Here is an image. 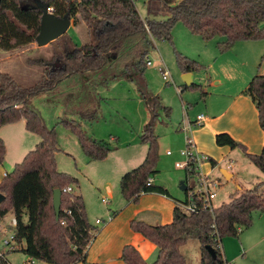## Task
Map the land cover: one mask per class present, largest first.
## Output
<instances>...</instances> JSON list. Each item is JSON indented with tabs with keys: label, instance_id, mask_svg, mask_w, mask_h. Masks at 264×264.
I'll return each mask as SVG.
<instances>
[{
	"label": "trees",
	"instance_id": "16d2710c",
	"mask_svg": "<svg viewBox=\"0 0 264 264\" xmlns=\"http://www.w3.org/2000/svg\"><path fill=\"white\" fill-rule=\"evenodd\" d=\"M28 1L33 0H2L1 50L14 52L36 43L42 12L23 10ZM41 1L47 3L57 17L70 14L75 27L83 23L87 27L89 42L66 49L52 60L40 59L38 64L44 67V77L32 87L20 85L9 74H0V130L25 120L26 129L40 139L36 148L16 164L0 184V193L5 196L0 205V216L4 218L12 212L17 219L15 239L19 246L8 252H22L47 264H79L86 262L95 228L90 223L83 196L75 191L78 180L58 169L56 156L61 148L56 130L47 126L31 100L42 93L55 94L66 80L71 84H83V88L99 85L98 81L108 79L134 84L149 116L140 136L141 142L148 146V154L139 167L122 176L121 193L128 203H137L146 193L168 195L163 187L148 184V179L158 174L156 128L161 122L160 111L167 117L172 112L163 106L158 95L150 91L147 83V62L155 48L154 41H166L174 46L172 30L179 22L204 41L223 38L224 41L218 44L222 54L238 42L264 40V0H148L150 14H164L165 20L143 19L134 0ZM175 54L183 74L205 70L197 61L177 51ZM90 76H98V81H93ZM186 90L200 91L202 98L207 96L201 85H184L182 92ZM243 94L255 104L264 131V76L253 77ZM95 117L96 112L82 114V119ZM62 124L77 137L90 162L104 161L112 152L107 143L89 136L77 120L63 119ZM216 144L232 150L240 149L264 174V150L259 155L249 154L245 146L229 134L217 135ZM6 153L0 137V167L5 163ZM209 159L213 168L216 167V161ZM68 188L73 192H68ZM56 189L62 192L59 220L53 205ZM184 194L186 203L190 195L188 187ZM194 197L198 212L188 214L177 202L170 224L151 226L140 221L131 222L134 232L158 247L159 255L154 263H147L132 246L123 249L121 260L125 264H190L182 249L190 240H197L201 246L200 264H228L219 243L222 244L226 236L237 237L241 229H249L255 214H264V181L253 189L231 195L228 203L213 210L204 208ZM208 247L214 249L215 258ZM0 264H9L6 254L0 257Z\"/></svg>",
	"mask_w": 264,
	"mask_h": 264
},
{
	"label": "crops",
	"instance_id": "0c3cea01",
	"mask_svg": "<svg viewBox=\"0 0 264 264\" xmlns=\"http://www.w3.org/2000/svg\"><path fill=\"white\" fill-rule=\"evenodd\" d=\"M147 11L148 18L165 20L166 15H152L148 7ZM246 47L248 52L243 57L232 58L230 55L227 56L228 54L220 55L214 63L209 65L207 70L205 68L202 71V73H206L203 75L204 79L206 81L210 80L208 79V75L218 65L220 70L234 72V76L230 75L231 79L229 80L236 83L234 88L230 86L224 88L220 80H210L209 84L217 87L215 92L213 89L207 92L204 87L205 85H201L207 96L202 98L201 94L197 98L198 101L194 102L197 106V116L204 115L205 120L202 126L192 131L191 138L198 151L209 156L217 163V166L214 168L211 163L205 164L202 167L204 174L211 178H216V171L227 158L231 157L232 160L241 159L245 163L244 166L237 164V161H235V163L232 162V167L228 165L229 171L222 169L221 172L225 170L230 174L234 185L238 186L249 180L243 175L246 169H248L254 177L247 182V189L250 190L263 182L260 180L264 178V174L246 158L240 149L232 150L229 147H219L216 144L217 135L229 134L235 141L245 146L249 154L259 155L264 150V131L261 128L258 110L251 98L243 94L250 81L256 76L255 62L257 60V52L253 46ZM226 56L227 58H225ZM156 63H159L160 68L161 59L157 60ZM154 64L153 62V66ZM181 74L184 84L183 77L186 74ZM191 74L194 84L196 73ZM235 76L236 80L233 79ZM95 86L96 88H100V85ZM167 86L170 85L167 84ZM179 88L182 89V86ZM158 93L161 94L162 92L158 91ZM162 94L164 95L165 92ZM101 100L104 99L101 98ZM101 100H98V97L95 96L94 102H89L92 107L89 112H96L95 119H82V115H80V120L77 121L80 122L83 130L89 136L102 141L108 138L97 134L94 126L92 127V124H97L102 118H105L104 113L106 111L102 110L103 102ZM143 105L145 107L144 103ZM184 107L183 111H185L184 115L186 114L187 119L178 120L173 118L172 112L170 117H167L162 112L161 122L156 128V134L159 138L157 171L161 175L158 179L154 177V184L167 190L168 195L146 193L140 196L137 203H128L121 193L120 181L122 176L126 172L139 167L145 161L148 154V146L140 140L143 128L149 118L146 107L145 109H140L142 110L141 118L137 127H131L129 130L130 135L127 137L128 139L124 141L120 138L109 139L110 142H114V144L116 142L118 145L112 149V152L104 161L90 162L86 160L88 161V166L98 162L105 164H102L101 171H99L103 174L101 177L94 179L88 173V176L83 177L82 187V183L80 184V180L77 179L80 186L79 194L85 200L90 223L95 228L93 240L87 250L86 262L79 264H125L121 260V255L126 246H132L137 249L147 263H154L158 259V247L142 234L134 232L131 229V222L140 221L151 226L170 224L173 222L177 202L185 200V194L184 196L181 195V192L185 191L181 190V184L180 186L178 185V180L185 179L186 172L185 170L178 169L179 171H183V174H180L175 167L178 162L184 161L181 152L186 147V135L181 130V127L188 121L195 122L197 117L194 120L189 119V109L193 108L192 104H189V109H187L188 107L184 109ZM170 109L172 110V108ZM172 111H174V108ZM82 112L86 113L88 111ZM88 123H90L91 127L87 126ZM0 137L3 139L7 150L5 163L0 167L1 184L9 173L8 169L11 171L17 162H22L26 155L36 148L40 139L37 135L26 129L25 120L3 127L0 130ZM8 142H11L10 146ZM237 151H241L244 157L238 154ZM168 152H171V155H168ZM7 161L11 164H8ZM90 168H94V166H90ZM104 200H107V202H104ZM14 218V214L10 212L3 218L2 225L9 227L10 221ZM97 220H100L102 223L97 224ZM0 234H2L1 231Z\"/></svg>",
	"mask_w": 264,
	"mask_h": 264
},
{
	"label": "rangeland",
	"instance_id": "374dc122",
	"mask_svg": "<svg viewBox=\"0 0 264 264\" xmlns=\"http://www.w3.org/2000/svg\"><path fill=\"white\" fill-rule=\"evenodd\" d=\"M134 1L142 18L146 20L148 18V0ZM31 3L32 1H28L25 4ZM172 36L174 46L166 41H154L155 48L152 50L149 57L155 64L149 67L146 72L148 78H146L147 83L149 84L150 91L163 100V106L172 108V110L174 108V111H172L173 118L178 120L183 118L187 119L186 114L184 115L185 111H183V106L189 109V104H192L193 108L189 109V119L194 120L198 114L196 111L197 106L194 101H198L197 98L201 95V92L197 90H186L182 92L184 86L181 76L182 72L176 63L175 53L177 51L197 61L207 70L209 65L214 63L218 56L223 55L219 51L218 44L223 42L224 39L215 38L208 42L204 41L202 38L194 36L181 22L175 25L172 30ZM87 42H89L87 27L83 23L75 27L72 20V26L67 34L46 47H38L36 43H33L14 52H5L0 49V74H9L20 85L26 88L32 87L44 77V67L38 64L40 59L52 60L55 56H61L64 50H71L75 45L82 46ZM246 46H253L254 50H256L257 60L255 62V73L256 75L259 74L260 76H264V40L238 42L230 51L224 53V55L228 54L227 56L230 55L232 58H237L238 56L243 57L246 52H248ZM227 56L225 58H227ZM160 59L164 60L173 78L174 84H170V86H167L166 81H164L161 75L159 63H156V61ZM214 69L215 70H212L208 75V79L220 80L224 88L227 86L232 88L235 87L236 82L229 80L231 79L230 75L234 76V72L220 70L218 65H216ZM112 73H114V71ZM205 74L206 73H202V71L196 73L194 84L205 85L204 87L207 92H210L211 89L215 92L217 87L211 86L209 84L210 80L206 81V79H204L203 75ZM107 77H109V75ZM90 78L95 79V82L98 81V76H90ZM233 79L236 80V76ZM73 83L71 84L70 80H66L55 94L42 93L33 98L31 104L40 113L47 126L49 128H55L56 130L59 139V147L61 148V152L56 156L59 171L79 179L80 184L82 183V187L84 181L83 177L88 176V173L94 179L103 175L99 171H101L102 164L105 163H101V161L90 165L92 167L94 166V168L88 166L89 160L83 153L77 137L62 124L63 119L80 120V115L83 114L82 111L89 112L92 108L89 102L92 101L93 103L95 96L98 97V100H101V98L104 99L101 100V102H103L102 110L104 109L106 111V113H104L105 118H102L97 124H92V127L94 126L97 134L107 137L108 139L102 141L107 143L108 147L114 149L118 144L116 142L115 144L114 142H110L109 139L120 138L122 141L128 139L127 137L130 135L129 130L131 127L136 128L141 118L142 110L140 109H145V107L135 85L126 80L117 81L115 79H108L105 80V82L98 81L100 88H96L95 85L84 86L83 88V84L80 86L78 82ZM181 86L182 89L179 88ZM177 89H180V95L177 94ZM158 91L162 93L165 92V94H160ZM185 107L184 109H186ZM162 112L161 110L160 115ZM87 126L91 127L90 123H88ZM8 143L10 146L11 142ZM78 152H80V154H78ZM237 152L244 157L241 151ZM235 161L241 166L245 165L241 159L232 160L231 157L227 158L216 171L218 178H213L217 179V181L219 180L221 183L220 188L217 190V199L214 202L216 207L223 203H228L231 199L230 195L239 194L242 191L248 190L247 182L254 178L249 170L246 169L243 175L249 180H246V182L241 185H234L231 177L226 179L221 170H228V165L232 162L235 163ZM7 163L11 164L9 161H7ZM176 170L180 172V174H183V171ZM12 171L13 170L10 171L8 169L9 173ZM160 175V173L157 174L156 178L158 179ZM182 179L178 180L179 186L181 182L186 181V176L185 179ZM260 181H264V178ZM75 191L80 193L79 185L75 187ZM181 195L184 196V192H181ZM2 239L3 235L0 234V251L3 252V255H7L9 264H25L26 261L30 260V258L22 252H8V250L3 249ZM221 245L228 264H264V214H255L254 223L249 229H241L237 237H224ZM200 247V243L197 240H190L184 246L183 253L190 264H200ZM35 264L47 263L35 260Z\"/></svg>",
	"mask_w": 264,
	"mask_h": 264
},
{
	"label": "built area",
	"instance_id": "2783aa9c",
	"mask_svg": "<svg viewBox=\"0 0 264 264\" xmlns=\"http://www.w3.org/2000/svg\"><path fill=\"white\" fill-rule=\"evenodd\" d=\"M52 11V10H51ZM148 68L153 66V61L148 59L147 62ZM160 72L166 84H174L173 78L170 74V71L167 69V66L163 59L160 63ZM177 93L180 95V89H177ZM205 120L204 115L197 116L195 122H186L181 127V130L186 135V147L181 152L182 157L184 158L183 162H178L176 168L179 170H185L186 172V186L190 189V195L186 203L180 202L178 206L188 214L197 213L199 210L198 202L194 195L202 202L204 208H209L213 210L216 206L214 204L217 199V190L220 188L221 183L217 179H213L210 176L206 175L202 171V167L210 163V157L198 151L191 138V133L195 128L202 126ZM168 155H171V152H168ZM229 167H232V163L229 164ZM195 172V174H191ZM6 177V176H5ZM154 183V178L150 177L148 179V184L151 185ZM68 192H73L72 188H68ZM107 202V200H104ZM111 220V219H110ZM3 218L0 216V231L3 235L2 247L8 251H14L18 248V243L15 239V228L17 226V220L14 218L10 221V226L6 227L2 225ZM97 224H101L100 220H97ZM64 224V222H62ZM219 248H222L221 243H219ZM3 252L0 251V257L3 255ZM25 264H35V260L30 258L26 261Z\"/></svg>",
	"mask_w": 264,
	"mask_h": 264
},
{
	"label": "water",
	"instance_id": "95a60500",
	"mask_svg": "<svg viewBox=\"0 0 264 264\" xmlns=\"http://www.w3.org/2000/svg\"><path fill=\"white\" fill-rule=\"evenodd\" d=\"M2 0H0V5ZM23 10H39L42 12L40 22V32L36 38L38 47H46L60 37L67 34L72 26V19L70 14L63 18L55 16L51 12L49 5L41 0H33L31 4L22 7ZM184 84L188 87L193 85L192 74L188 73L183 77ZM224 177L227 179L231 177L225 170L222 171ZM187 186L185 182L181 183V190L186 191ZM62 192L59 189L54 191L53 205L57 220L60 218ZM5 201V196L0 193V205ZM212 256L215 258V251L212 247H208Z\"/></svg>",
	"mask_w": 264,
	"mask_h": 264
},
{
	"label": "bare ground",
	"instance_id": "6f19581e",
	"mask_svg": "<svg viewBox=\"0 0 264 264\" xmlns=\"http://www.w3.org/2000/svg\"><path fill=\"white\" fill-rule=\"evenodd\" d=\"M17 220V219H16Z\"/></svg>",
	"mask_w": 264,
	"mask_h": 264
}]
</instances>
